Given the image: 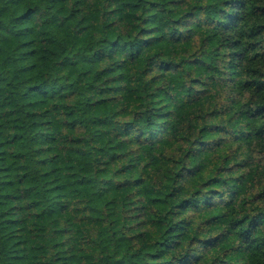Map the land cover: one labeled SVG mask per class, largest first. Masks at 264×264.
Masks as SVG:
<instances>
[{
	"label": "trees",
	"instance_id": "1",
	"mask_svg": "<svg viewBox=\"0 0 264 264\" xmlns=\"http://www.w3.org/2000/svg\"><path fill=\"white\" fill-rule=\"evenodd\" d=\"M0 264H264V0H0Z\"/></svg>",
	"mask_w": 264,
	"mask_h": 264
}]
</instances>
